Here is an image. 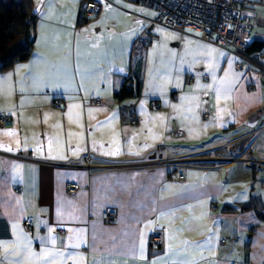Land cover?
<instances>
[{"label":"crops","instance_id":"crops-1","mask_svg":"<svg viewBox=\"0 0 264 264\" xmlns=\"http://www.w3.org/2000/svg\"><path fill=\"white\" fill-rule=\"evenodd\" d=\"M82 2L33 0V53L0 73V264H264L243 209L264 212V78L135 2L81 23ZM131 73L141 97L119 102Z\"/></svg>","mask_w":264,"mask_h":264},{"label":"built area","instance_id":"built-area-1","mask_svg":"<svg viewBox=\"0 0 264 264\" xmlns=\"http://www.w3.org/2000/svg\"><path fill=\"white\" fill-rule=\"evenodd\" d=\"M135 2L141 9L156 13L154 22L179 32L181 35L197 33L204 41L217 45L231 53L236 59V69L240 72L256 70L264 78V61L262 52H249L254 42L252 31L257 19V13L253 10L252 0H121ZM107 0H83L79 8V20L89 19L98 15L103 4ZM192 77L189 76V79ZM96 103H100L96 101ZM55 107L60 109L61 102H55ZM157 108V107H156ZM206 117L208 114L205 115ZM133 122L138 118L133 117ZM0 125L5 128L13 127V122L7 115H0ZM173 124V132H177ZM90 162V159H87ZM162 163L161 160H151L147 165ZM173 168L171 177L183 179L181 173L174 168L183 167L186 160L166 162ZM112 167V166H106ZM119 167V166H113ZM264 186V182L262 183ZM68 193L75 194L78 185L69 183ZM103 220L112 223L116 218L113 210H107ZM33 225L31 220L25 222V230L30 232ZM162 245V238L153 234L151 248L158 249ZM236 264V263H232Z\"/></svg>","mask_w":264,"mask_h":264},{"label":"trees","instance_id":"trees-1","mask_svg":"<svg viewBox=\"0 0 264 264\" xmlns=\"http://www.w3.org/2000/svg\"><path fill=\"white\" fill-rule=\"evenodd\" d=\"M80 22H85V19H80ZM36 24L33 0H0V73L30 59L35 43ZM249 52H262L264 58V41L254 40ZM141 94V78L131 73L116 92L115 98L119 102H124L138 99ZM251 167L256 170L254 165ZM248 208H254L264 219V212L261 211L257 200L251 199L243 209Z\"/></svg>","mask_w":264,"mask_h":264},{"label":"rangeland","instance_id":"rangeland-1","mask_svg":"<svg viewBox=\"0 0 264 264\" xmlns=\"http://www.w3.org/2000/svg\"><path fill=\"white\" fill-rule=\"evenodd\" d=\"M254 2L253 10L258 14L254 23L252 36L264 38V0H252Z\"/></svg>","mask_w":264,"mask_h":264},{"label":"water","instance_id":"water-1","mask_svg":"<svg viewBox=\"0 0 264 264\" xmlns=\"http://www.w3.org/2000/svg\"><path fill=\"white\" fill-rule=\"evenodd\" d=\"M87 20H85V22H86Z\"/></svg>","mask_w":264,"mask_h":264}]
</instances>
